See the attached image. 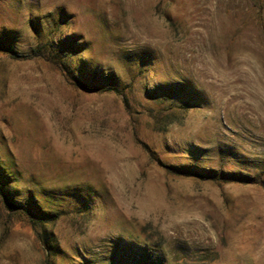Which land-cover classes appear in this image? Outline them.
Returning <instances> with one entry per match:
<instances>
[{
  "label": "rangeland",
  "instance_id": "1",
  "mask_svg": "<svg viewBox=\"0 0 264 264\" xmlns=\"http://www.w3.org/2000/svg\"><path fill=\"white\" fill-rule=\"evenodd\" d=\"M0 264H264V0H0Z\"/></svg>",
  "mask_w": 264,
  "mask_h": 264
},
{
  "label": "trees",
  "instance_id": "2",
  "mask_svg": "<svg viewBox=\"0 0 264 264\" xmlns=\"http://www.w3.org/2000/svg\"><path fill=\"white\" fill-rule=\"evenodd\" d=\"M0 50H5L6 52H9L11 55H13L11 52L12 50L11 49H0Z\"/></svg>",
  "mask_w": 264,
  "mask_h": 264
}]
</instances>
